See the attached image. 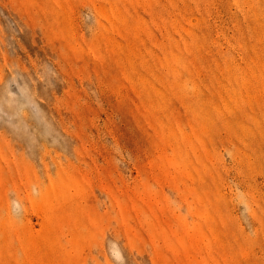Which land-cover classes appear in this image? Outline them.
I'll return each mask as SVG.
<instances>
[{
  "label": "rangeland",
  "instance_id": "rangeland-1",
  "mask_svg": "<svg viewBox=\"0 0 264 264\" xmlns=\"http://www.w3.org/2000/svg\"><path fill=\"white\" fill-rule=\"evenodd\" d=\"M0 264H264V0H0Z\"/></svg>",
  "mask_w": 264,
  "mask_h": 264
}]
</instances>
